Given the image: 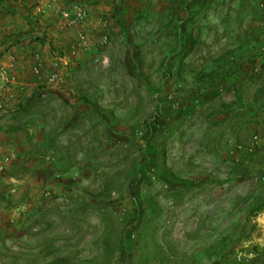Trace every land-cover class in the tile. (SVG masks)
<instances>
[{
	"label": "rangeland",
	"instance_id": "obj_1",
	"mask_svg": "<svg viewBox=\"0 0 264 264\" xmlns=\"http://www.w3.org/2000/svg\"><path fill=\"white\" fill-rule=\"evenodd\" d=\"M119 2L58 0L88 18L60 14L31 65L44 116L0 164V264H264V0H131L122 30Z\"/></svg>",
	"mask_w": 264,
	"mask_h": 264
},
{
	"label": "crops",
	"instance_id": "obj_2",
	"mask_svg": "<svg viewBox=\"0 0 264 264\" xmlns=\"http://www.w3.org/2000/svg\"><path fill=\"white\" fill-rule=\"evenodd\" d=\"M105 2L102 8L94 7L102 18V11L111 5ZM184 5L181 3L182 9ZM61 9L58 0H0V153L6 155L1 156L0 164L6 168L5 159L27 143L28 131L16 132L14 127L26 122L24 118L18 121L17 117L25 116L19 110L31 100L30 92L35 89L31 67L36 66L41 53L54 55L59 48L55 42H58V28L62 26ZM260 57L263 60L264 54Z\"/></svg>",
	"mask_w": 264,
	"mask_h": 264
},
{
	"label": "trees",
	"instance_id": "obj_3",
	"mask_svg": "<svg viewBox=\"0 0 264 264\" xmlns=\"http://www.w3.org/2000/svg\"><path fill=\"white\" fill-rule=\"evenodd\" d=\"M120 2H119V4L117 3L116 4V6L114 7V9L112 10V11H120V15H118V19H116L117 20V22L119 23H117V26H118V28L120 29V30H122V25H123V21L124 20H122V15H121V12L122 11H126V10H129V4H127V3H129L131 0H119ZM183 3H185V5H184V8L182 9L181 8V13H183V15H186V13H188L189 12V8H193L194 6H196L197 7V4L198 3H190V1H184ZM203 3V2H202ZM202 5V4H201ZM184 18H185V16H184ZM179 22V21H178ZM178 27H181L180 25L178 26ZM183 37H185V36H183ZM186 38V37H185ZM173 55H174V53H173ZM172 55V56H173ZM259 58H260V56H259ZM263 61H264V59H263ZM263 65V64H262ZM219 73H221L223 76H226V75H224L223 73H225V71L223 70V69H221V71L219 72ZM218 73V74H219ZM232 75H234V77H236L237 78V81H235V87H236V89H237V91H240L239 89H240V87H241V85L243 84L244 85V79H246V76H244L243 74H239L240 75V78H238V74H237V72L235 71V74H230L229 75V78L232 76ZM227 77V76H226ZM250 78H251V80H249V81H252V75H250L249 76ZM248 77V78H249ZM241 79H243V80H241ZM241 80V81H240ZM171 103H172V108H177V107H180L179 105V103L178 102H173V101H170ZM165 103H168V102H165ZM169 105H165V108H167ZM227 107L226 105H221V106H218V107H216V108H214L213 110H214V112L211 114H208V117H210V116H212L213 115V117L214 116H216V115H218V114H226L225 113V111H224V109H223V107ZM37 108V104H35L33 101H31V100H28L27 101V103H26V105L25 106H23L22 108H21V110H19V112H23L24 113V117H17V120L19 121V119L18 118H24V119H26V122H21V123H18L15 127H14V129H15V131L16 132H19V131H21L22 129L23 130H25V131H28L27 132V139L29 140V142H31V138H32V135H30V130L28 129V125H29V123H32V122H40L41 121V117H43L44 115L43 114H40V113H36L35 112V109ZM39 111V110H38ZM160 114V113H159ZM158 115V114H157ZM157 119H159V115H158V118ZM1 125H0V130H1ZM152 130H154L153 128H152ZM57 137L59 136V135H56ZM148 143H150V141H147L146 142V144L148 145ZM33 149H36V148H33ZM154 160H155V158H153V157H151V158H148L147 159V166H149L150 165V167H149V169H150V171H151V168H153V167H151V163L152 162H154ZM137 185H135V184H133V185H131V187H130V189H129V192L131 193V197L132 198H134V195H135V193H137L138 191V186L136 187ZM264 208V207H263ZM261 211V210H260ZM133 226L135 227V224H133V225H131L129 228H128V230L126 229L125 231H124V235H129V233H131L132 231H134L135 229H133ZM133 229V230H132ZM130 236V235H129Z\"/></svg>",
	"mask_w": 264,
	"mask_h": 264
},
{
	"label": "built area",
	"instance_id": "obj_4",
	"mask_svg": "<svg viewBox=\"0 0 264 264\" xmlns=\"http://www.w3.org/2000/svg\"><path fill=\"white\" fill-rule=\"evenodd\" d=\"M62 17L67 22L68 26L72 27V26H77V25L84 23L88 18V14H87V11L84 5L76 4L74 5L71 11L62 12ZM72 53L73 55H75L76 52L73 51ZM60 62L61 61H58L56 59L52 61L51 68L53 69V71L47 78V82L51 86H62L65 83L64 76L58 72V68H60ZM43 66H44L43 61H40L37 64V66L34 68V73L39 75L42 71ZM257 139L258 137H254V140H257ZM245 258H246V255L243 254L242 252H238L236 254V260L238 262H245Z\"/></svg>",
	"mask_w": 264,
	"mask_h": 264
}]
</instances>
